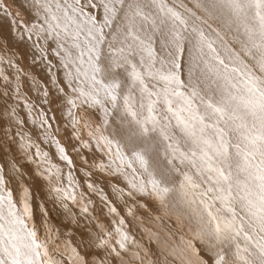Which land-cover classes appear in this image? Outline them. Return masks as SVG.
Returning <instances> with one entry per match:
<instances>
[{"label": "snow or ice", "instance_id": "1", "mask_svg": "<svg viewBox=\"0 0 264 264\" xmlns=\"http://www.w3.org/2000/svg\"><path fill=\"white\" fill-rule=\"evenodd\" d=\"M0 20L29 44L51 85L30 77L27 94H40L32 103L28 74L0 55L15 70L0 67V98L11 102L4 114L16 127L4 134L20 138L52 202L85 228L72 243L44 221L41 236L23 170L0 166V264H264V0H0ZM56 112L79 142L84 183L57 138ZM97 173L112 178L125 207L128 199L153 201L154 209L139 207L160 231L131 235ZM90 194L110 226L93 223Z\"/></svg>", "mask_w": 264, "mask_h": 264}, {"label": "bare ground", "instance_id": "2", "mask_svg": "<svg viewBox=\"0 0 264 264\" xmlns=\"http://www.w3.org/2000/svg\"><path fill=\"white\" fill-rule=\"evenodd\" d=\"M0 24H4L2 30H0V55H9L12 56L15 63L18 64L23 73H27L28 77L22 76V80L27 79V85L25 88V92L27 94V88L31 87V79L30 77H35L37 81L40 82L41 85L50 87V81L47 79V73L45 71L44 65H36L32 60V50L29 44L24 42H20L17 40L16 36L10 31L7 24H5L2 20H0ZM5 44L7 47H5ZM3 67L6 72L14 75L15 70L10 69L7 65H0ZM3 92V87H0V93ZM40 94L33 90L30 94H27L28 99L32 103H36L35 97ZM7 103L5 99L0 98V166L8 167L12 162H16L17 166L20 167L24 172V178L22 183L30 189L32 196V206L34 209V222L37 224L39 229V233L43 236L44 229L41 226L44 221L47 223L58 233L62 235L63 238L70 240L72 243H77L81 238V234L85 231L84 223H81L79 227L75 224H70L68 218L63 214L62 210L58 207V205L52 202V199L48 193V187L46 182L38 175L37 163L39 161L33 162L29 160L25 153L21 150L20 138L15 137V142L5 136V131L11 128V132L14 133L16 131L15 125H9L8 120L4 114V109L7 107ZM44 107H47L46 105ZM40 111V105L37 104L36 112ZM49 115H53L52 112H49ZM27 116V113L24 112L21 115L23 119ZM56 122L54 126L59 127L60 131L56 134L57 138L61 141V143L67 148L69 154L74 159L76 167L78 171L74 173L77 176V179L84 183L85 177L82 175L83 171L88 167V165H83V159L77 157L76 152L73 149H78L80 147L79 142L74 140L72 137V129L65 128L64 125L66 121L61 119L60 114L58 112L55 113ZM24 130L31 137L36 144H38L42 151L49 152L50 157L53 158L54 162H59L58 154L55 152V148L45 143L43 140V136L41 135V131L38 128H35L31 123H26L24 125ZM33 153L35 149L32 150ZM81 155L84 159L92 161V153L88 152L85 149H80ZM99 155V154H97ZM96 184L98 188H103L105 195L109 196L112 200L115 201V197L112 195L111 184L114 182L112 178H104L99 173H97ZM117 186L124 187V182L115 181ZM11 187L14 190V198H19L22 194V188L20 183L13 182ZM78 191H86L85 187L78 189ZM86 195H89L86 192ZM92 195L93 205H91L94 216L96 219L93 223H104L106 226H110L111 217L107 213V208L103 206L99 202V197L95 194ZM126 199H128L126 197ZM118 210L120 211L121 216H123L126 220L128 231L131 235H133L136 239H140L142 232L141 228H149L154 231H160V225L155 222H151L152 212L146 211L144 208L139 207L140 203H147L150 208L154 209V202L145 197H138L137 199H128V207L133 209L135 216L128 215V207H125L122 201H115ZM41 206H43L44 211L47 213L46 216L41 215ZM75 210V209H74ZM139 217V218H137ZM143 220V223L141 222ZM185 229L188 227V222L184 221ZM166 227H175L174 221L165 222ZM91 227V225H89ZM164 233L161 231V235ZM146 241V237H145ZM92 259H95L93 256Z\"/></svg>", "mask_w": 264, "mask_h": 264}]
</instances>
